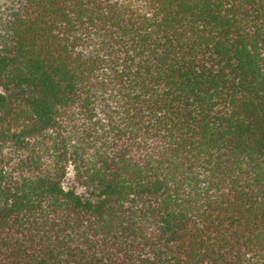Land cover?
Returning <instances> with one entry per match:
<instances>
[{"label": "trees", "instance_id": "trees-1", "mask_svg": "<svg viewBox=\"0 0 264 264\" xmlns=\"http://www.w3.org/2000/svg\"><path fill=\"white\" fill-rule=\"evenodd\" d=\"M0 264H264V0H0Z\"/></svg>", "mask_w": 264, "mask_h": 264}]
</instances>
